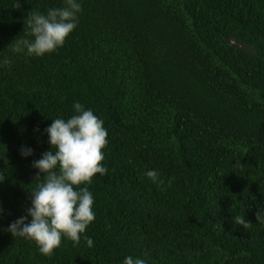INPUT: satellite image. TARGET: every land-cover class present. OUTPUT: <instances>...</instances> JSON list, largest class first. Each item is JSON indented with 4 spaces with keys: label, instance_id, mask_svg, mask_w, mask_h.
<instances>
[{
    "label": "trees",
    "instance_id": "obj_1",
    "mask_svg": "<svg viewBox=\"0 0 264 264\" xmlns=\"http://www.w3.org/2000/svg\"><path fill=\"white\" fill-rule=\"evenodd\" d=\"M80 3L62 47L26 56L7 50L25 18L63 0H0V264H264V0ZM76 102L109 133L107 174L87 185L93 246L45 256L6 229L32 206L45 129Z\"/></svg>",
    "mask_w": 264,
    "mask_h": 264
},
{
    "label": "clouds",
    "instance_id": "obj_2",
    "mask_svg": "<svg viewBox=\"0 0 264 264\" xmlns=\"http://www.w3.org/2000/svg\"><path fill=\"white\" fill-rule=\"evenodd\" d=\"M82 10L80 0H63L62 7L49 8L46 14L30 11L25 18L27 36L16 37L7 50L26 56L55 52L77 28ZM11 63L5 51L0 52V67ZM73 109L75 114L70 118L52 119L45 129L51 150L32 163L39 170L33 182L35 186L29 192L32 206L27 209V215L6 229L14 237L34 241L45 256L59 248L64 238L79 245L83 236L87 246H93V240L85 235L95 220V200L87 185L97 174L106 175L108 171L103 164V150L107 147L109 135L104 121L79 102L74 103ZM33 153L31 148L21 149L24 157ZM3 154L0 153V158ZM40 173H43L42 177ZM145 175L158 186L163 184L155 170H149ZM4 180L5 176H0V183ZM2 212L0 205V214ZM256 217L258 223L264 224V209L257 211ZM233 219L245 229L250 226L242 216L237 215ZM123 264H146V261L129 255Z\"/></svg>",
    "mask_w": 264,
    "mask_h": 264
}]
</instances>
